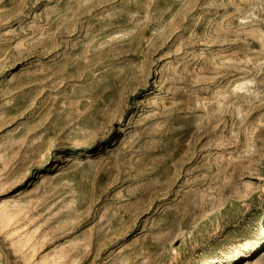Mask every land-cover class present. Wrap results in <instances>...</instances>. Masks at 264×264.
<instances>
[{"label":"rangeland","instance_id":"374dc122","mask_svg":"<svg viewBox=\"0 0 264 264\" xmlns=\"http://www.w3.org/2000/svg\"><path fill=\"white\" fill-rule=\"evenodd\" d=\"M0 264H264V0H0Z\"/></svg>","mask_w":264,"mask_h":264}]
</instances>
